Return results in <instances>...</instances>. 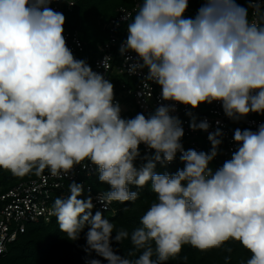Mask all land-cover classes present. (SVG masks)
Wrapping results in <instances>:
<instances>
[{"label": "clouds", "instance_id": "obj_1", "mask_svg": "<svg viewBox=\"0 0 264 264\" xmlns=\"http://www.w3.org/2000/svg\"><path fill=\"white\" fill-rule=\"evenodd\" d=\"M52 2L0 0V170L19 177L47 170L62 178L90 161L99 181L110 186L100 198L105 209L113 202L134 204L139 193L129 186L150 182L156 200L131 233L101 211L93 214L92 198H80L81 184L71 183L70 195L54 200L51 214L60 231L76 241L87 228L84 250L108 264H167L185 245L207 252L229 241L251 254L246 264H264V124L256 131L236 129L237 150L213 170L222 132L209 133L210 152L185 151L181 121L171 114L175 104L196 109L213 102L232 120L264 114V26L237 0H203L192 18L185 17L189 0H142L135 15L126 16L120 51L138 58L129 74L147 69L146 80L173 104L124 119L113 83L67 46L66 18ZM110 61L103 62L106 71ZM190 127L208 131L210 125L193 118ZM141 144L155 154L137 168ZM178 152L183 169L154 171ZM113 239L130 240L139 256L116 254Z\"/></svg>", "mask_w": 264, "mask_h": 264}, {"label": "built area", "instance_id": "obj_2", "mask_svg": "<svg viewBox=\"0 0 264 264\" xmlns=\"http://www.w3.org/2000/svg\"><path fill=\"white\" fill-rule=\"evenodd\" d=\"M131 7H120L116 11L115 17L108 21L105 26L107 31V40L98 47V55L95 59L89 61L85 53V43L82 41L78 32L64 31L63 35L66 44L72 51L76 59L85 60L93 71L98 72L110 80L114 85V103H118L121 108V117L124 119L134 118L137 114H144L146 117L154 113L161 105H170L173 102L164 101L161 96V88L154 82L147 81V69L138 71L136 74H129L128 66L138 58L133 52L121 54V45L127 39V24L130 22L126 19L128 14L135 15L138 6L142 0H132ZM251 7L250 20L255 21L258 25L264 26V0H248ZM50 7L63 13L71 11L74 7H69L64 0H53ZM189 11L185 12L188 15ZM126 56L130 60H126ZM106 57L111 61L105 70L103 62ZM175 111L171 114L180 119L184 136L181 144L184 150L194 149L198 152H208L206 147L211 143L208 139L209 133L219 129L222 141L218 148V155L212 161L219 158L223 160L231 159L233 152L238 148L234 141V130L232 119L228 118L218 102L211 104L203 103L198 108L192 109L190 106L175 104ZM189 113L191 115H189ZM195 118V122L207 120L210 127L208 131L193 130L190 125ZM245 129L256 131L260 124H264V114H258L252 117L250 114L241 119ZM143 151V157H152L155 152L147 148L146 145L139 146ZM210 152V151H209ZM181 153H177L176 158H180ZM147 161L145 160V163ZM171 163H156V168L163 170L171 166ZM94 171L91 163L84 162L82 165H76L71 172L62 178L52 177L47 170L38 177L29 181L20 182L9 187L7 190L0 189V260L6 255L9 245L18 240L25 233L27 227L31 224L50 223L53 215L51 206L54 196L57 193L70 194L69 185L73 182L83 185L81 199H93L96 211L103 214L112 212L111 205L107 206L101 202V194H92V188L86 181ZM115 214L113 211L112 216Z\"/></svg>", "mask_w": 264, "mask_h": 264}, {"label": "trees", "instance_id": "obj_3", "mask_svg": "<svg viewBox=\"0 0 264 264\" xmlns=\"http://www.w3.org/2000/svg\"><path fill=\"white\" fill-rule=\"evenodd\" d=\"M203 0H189L188 11L185 15L192 18L196 15L197 10L201 7ZM237 3L248 9L250 18L251 7L248 0H237ZM76 6L71 11H64L65 16L64 31L78 32V35L85 43V53L90 58L89 61L95 59L98 55V47L107 40L106 24L116 15V11L120 7H131L132 0H76ZM252 117H257V113H250ZM241 119L233 120V130H244ZM212 145L206 147L207 151H211ZM140 158L135 161L137 168L145 163L143 151L139 147ZM91 163L90 161H85ZM225 160L219 158L217 161L211 162L210 167L216 170L222 167ZM92 164V163H91ZM91 176L86 179L92 188V194H101L110 190V186L103 184L98 179L96 166ZM184 168L180 158H175L171 166L154 171L158 174H175L177 170ZM46 171V170H45ZM44 171V172H45ZM43 172V173H44ZM35 173H29L25 176H14L10 172L0 170V189L7 190L20 182L29 181L38 177ZM130 191L139 193L138 200L132 202H113L111 204L112 212L105 213L104 216L115 224L116 228L121 227L131 233L140 225V217L146 212L152 202L156 200V194L151 191L150 182L143 188H137L130 185ZM70 194L57 193L52 201L57 197L67 198ZM87 199V198H84ZM93 202V199H92ZM94 205V204H93ZM128 208V211H124ZM95 214V207L92 209ZM113 211L115 214L112 216ZM87 228L80 234V238L76 241L69 240L66 235L60 231L56 218L53 216L50 223L31 224L17 241L9 245L6 255L0 260V264H89L92 259L101 260V264H108L102 257L97 256L93 251L86 252L85 234ZM115 232L113 233V237ZM116 254L126 256L129 259H135L139 256L140 251L134 249L130 240L121 243L114 239L111 244ZM155 249V244H152ZM231 249V251H226ZM130 251H135L134 256H129ZM250 253L246 251L239 242L229 241L222 248L212 249L207 252H201L190 245H185L178 257L170 259L167 264H225V257H229L228 264H246L250 258ZM155 255L153 259H155Z\"/></svg>", "mask_w": 264, "mask_h": 264}]
</instances>
